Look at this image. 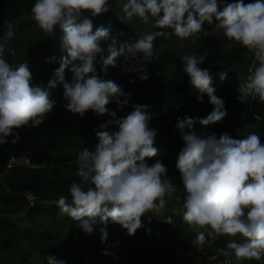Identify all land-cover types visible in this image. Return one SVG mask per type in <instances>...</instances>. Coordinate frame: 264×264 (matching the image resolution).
<instances>
[{
	"label": "clouds",
	"instance_id": "1",
	"mask_svg": "<svg viewBox=\"0 0 264 264\" xmlns=\"http://www.w3.org/2000/svg\"><path fill=\"white\" fill-rule=\"evenodd\" d=\"M31 11L38 27L50 37L55 38L57 29L62 30V51L66 54L47 87L33 86L28 63L13 70L3 58L7 39L15 35L11 23L7 25L5 39L0 42V145L8 142L15 129L43 123L55 107L51 94L58 85L63 86L67 111L81 117L89 111L110 115L112 119L95 132L99 141L95 149L85 147L77 157L80 180L69 186L71 203L64 196L57 201L61 213L86 234H92L98 222L102 224V242L108 239L109 223L134 236L142 227L141 218L165 209V197H171L178 189L165 179L168 169L162 162L152 166L145 163L146 158L158 154L154 147L157 132L149 128L151 116L146 114V106L133 105L131 113L117 118L108 105L115 102L123 108L130 97L114 81L100 78L97 63L107 75L110 67L117 66L118 58H135L140 67L133 66L131 70L146 81L149 77L144 65L155 56L153 42L157 37L198 38L204 24L211 25L215 19L217 31L253 53L259 64L239 84V99L245 102L247 97L258 96L264 101V0L226 3L222 10L220 0H127L123 6L127 18H138L143 24L154 18L155 28L170 29L171 33H143L135 43L119 46L113 39L107 55L101 42L108 38L109 29L101 25L94 30L92 18L110 11L109 0H36ZM227 47L231 48L232 43ZM204 61L196 55H186L183 71L201 93L198 101L203 102L207 95L213 106L206 118H197L208 127L221 122L227 111L224 101L215 95L210 71L198 66ZM69 66L70 83L65 77ZM219 76L224 81L227 72ZM195 122L189 117L178 118L186 146L180 150L176 164L186 192L183 220L197 233L192 243L201 249L206 235L239 236L242 243L232 240L218 252L225 257L234 252L237 260L259 261L264 257V144L254 133L243 139H234L227 133L219 138L212 133H185L184 129H192ZM109 124L118 126L119 131L109 133ZM19 139L16 135L12 143ZM84 184L91 186L85 189ZM47 262L65 264L50 255Z\"/></svg>",
	"mask_w": 264,
	"mask_h": 264
},
{
	"label": "trees",
	"instance_id": "2",
	"mask_svg": "<svg viewBox=\"0 0 264 264\" xmlns=\"http://www.w3.org/2000/svg\"><path fill=\"white\" fill-rule=\"evenodd\" d=\"M240 0H220V8L222 10L226 3H236ZM255 0H243V3H253ZM35 0H0V42L5 39L6 30L2 27L16 18L22 17L20 28L28 24H37L33 18L32 6ZM110 11L100 17H93L94 30L95 27L104 26L109 29V36L101 42L104 50H107L113 39H116L117 45L135 43L143 34L129 28L123 21L120 15V6L117 0H109ZM218 22L213 21V24L208 27L212 30L216 29ZM159 31L156 28L153 32ZM63 32L57 29L55 38L50 37L44 31L41 37L36 41H32L28 45V59L25 63L29 64L30 71L38 77V80L32 82L33 86L47 87L48 80L54 76L55 71L60 66V59L64 53L62 51ZM11 39H7L6 44ZM162 37H157L154 40V46L160 45ZM232 43V47L227 45ZM196 52L204 59V63L198 65L202 69H208L213 77L212 86L216 89L215 95L222 99L223 91L231 84L238 82L240 78H247L249 68L255 61L253 53H250L242 45L235 42H230L225 39L222 42H217L211 36H208L203 43L195 45ZM9 50H4L3 58L8 62L9 66L16 70L22 63L18 61L14 54ZM104 55H107L104 52ZM117 64V63H116ZM258 64V61H257ZM259 66V64H258ZM162 67L168 70V77L164 80L156 76L148 75V79L143 81L139 75H134L122 70L117 64L116 67H110L107 75L102 71V65L96 64L97 74L102 79L112 80L119 85L126 94L134 92L137 99L129 107L117 108L116 105L110 104L108 108L111 112H115L117 118H124L133 109V105L146 106V114L151 115L161 111L164 108L184 106V109L173 118L168 124L165 132L162 133L159 140L154 144L158 149L157 156L146 158L145 163L152 166L157 161L164 165L170 166L176 172H179L176 164L180 150L184 148L185 142L177 144L169 142L168 137L173 130L179 131L175 124L176 118L179 116L182 120L185 117L192 118L196 121L192 129L185 128L184 132L195 131L196 133H212L219 138L223 133L230 130V123L237 119L234 103L225 104L227 111L226 117L215 125L208 127L202 126L197 118H206L212 111L213 106L209 102L207 95H204L203 102L198 101L197 97L201 95L198 89L190 83V77L183 71V61L174 55H166L162 57L158 63L151 68ZM71 66L65 71L66 80H72ZM242 68V69H241ZM227 72V78L221 81L219 73ZM49 78V79H48ZM64 97L62 88L52 90L51 98L61 99ZM257 97V96H255ZM207 99V100H206ZM256 100V99H255ZM256 104L261 106L264 101L257 100ZM192 106V109L186 108ZM110 115L99 116L94 112H87L83 117H72L67 112L58 111L54 115H46L43 123L38 126H25L14 130V135L7 138L6 144L0 145V204L6 207H18L21 211H25L24 219L33 225L22 233V236L12 240L0 242V264H21L23 261L30 258L33 253H36L34 243L51 241L49 238L54 236L42 229L35 221L36 217H56L61 212L57 201L61 196L68 199L71 203L69 186L73 182H79L80 177L78 172V153L63 157H56L48 152L42 151L41 146H52L57 143L81 145L82 149L88 147L95 149L99 143L95 134L100 126L110 121ZM109 133L114 134L119 131L118 126L109 124L106 129ZM259 136L261 143L264 144V122L259 120L257 116L249 114L248 118L242 122L234 139H243L250 134ZM19 135L20 139L13 144L12 140ZM156 140V139H155ZM157 142H160V147L168 149L176 144L178 148L177 155H170L168 152L160 151ZM165 147V148H164ZM161 152V153H159ZM162 154V155H160ZM27 210V211H26ZM186 211V209H185ZM184 211V212H185ZM175 218L173 225L164 222L152 213H147L141 218L145 228V235L151 237L156 242L164 241L163 255L155 256L150 249L136 248L128 252H122V258L118 261H109L106 264H176L173 259L175 253L174 232L183 240V244L193 251L199 259L207 261V259L217 257L220 253L218 249H226L227 243L235 240L237 243H242V237H235L230 240L228 236H217L213 243V249H207V245L213 237H207L203 248L197 249L191 241V237L181 233V224L183 214ZM15 226L8 222L7 219L0 217V234L10 233L15 230ZM12 230V231H11ZM81 241L77 238L64 240L57 243V249L49 253L50 256L61 260L64 255V248L70 247L76 249L81 245ZM233 259L229 264H264V257L261 260H237L234 252H230ZM48 255V256H49ZM43 258L42 264H48L47 257ZM200 260V261H201Z\"/></svg>",
	"mask_w": 264,
	"mask_h": 264
},
{
	"label": "rangeland",
	"instance_id": "3",
	"mask_svg": "<svg viewBox=\"0 0 264 264\" xmlns=\"http://www.w3.org/2000/svg\"><path fill=\"white\" fill-rule=\"evenodd\" d=\"M126 2L127 0H117L118 5L120 6V15L125 24L129 28L141 33L153 32L156 29L154 27V18L150 20L149 24H143L138 18L135 17L132 19L127 18L126 14L123 12V6ZM22 19V17H19L10 22L15 35L11 38L10 42L5 45V49H10V53L14 54V56L17 57L18 61L25 63L28 59L27 49L29 43L39 39L43 30H41L38 25L34 23L20 28ZM8 24L2 27L6 31ZM159 31H166L171 33L170 29H159ZM208 36H211L217 42H222L227 39L221 31L212 30L211 28H209L207 23L204 24L203 31L198 34V38L189 37L182 40L174 35H170L167 39L162 37L160 45L154 46L155 56L152 62L144 65V67H146L148 70V75L156 76L161 80H164L168 77V70L162 67L151 68L152 65L158 63V61L166 55H174L182 61L183 57L186 55H196L198 59H201L202 56L196 52L194 47L195 45H200L201 43H203ZM105 53L107 54V50H105ZM129 59L130 60H126L124 57H120L118 58L116 63L122 70L134 75H140L139 73L131 70L133 66L140 67V65L137 63V60L135 58L131 59V57H129ZM140 59H143V54H140ZM255 67H258L257 61H254L252 63L251 67L249 68V73L254 72ZM33 71L34 70H32V74L35 73ZM36 80H38V77L33 74L32 82ZM245 81L246 78L239 77L237 83L229 85L223 91L222 100L224 101V104L233 102L237 115V119L233 120L230 123V130L228 132V134L232 138L236 136V133H238L239 128L242 125V122L248 118L250 113L254 116H257L259 120L264 122V104L261 106H258L256 104L257 100L259 99L258 96L247 97L245 102H242L239 99V84ZM70 82L71 81H69V83ZM62 87V85H58L56 89ZM128 96L130 97V99L127 106L125 107H129L137 99L134 92H131ZM121 99L123 100L124 98L122 97ZM66 103L67 101L64 99V97H61V99H57L54 109L47 115H54L56 112L62 111L69 113L72 117H80V115H76L67 111L64 107ZM112 104L116 105V107L119 108L115 102H113ZM186 108L192 109V106H186ZM183 109L184 106H172L164 108L161 111L150 115L151 119L149 122V128L154 129L157 132L155 142L159 140L162 133L166 131L168 124L172 122L173 118L177 116ZM178 118L179 120H182V118L179 116L176 118L175 124L177 126ZM201 133L202 132H198L197 134L199 135ZM168 139L169 142L177 143L178 145L184 142L181 132L176 130H173L171 132V135L168 137ZM157 145L158 148H160V151L165 150V152H168L170 155H177L179 152L178 148H176V144H173V146L169 147L168 149H166L165 147V149L160 147V142H157ZM41 148L42 151L48 152L56 157L72 155L78 152L80 153L82 150L81 145L74 146L73 144L67 145L61 143H57L56 145L48 147L42 145ZM165 166L168 169L165 179H170L178 190L171 197H165V209L158 213H154V215L163 218L164 220L171 218L172 221L170 220L169 223L171 222L170 225H173L175 218L181 216V214L185 211L184 202L186 192L184 191L180 172H176L168 165ZM89 186L91 185H82V187H84L85 189H87V187ZM25 215V211H21L18 207H6L0 204V217L7 219V221L12 223L16 228L13 232H10L8 234H0V242L19 238L22 236V233L24 231L33 227L32 224L30 225L28 221L24 219ZM35 221L38 225H40L42 229L50 232L54 237L49 238L51 241L34 243V247H36V251L38 252L33 253L30 258L25 260V262L23 261L21 264H42L43 259L40 257V254L43 256V258H45L49 255V253L56 251L57 243H61L62 241L71 238L79 239L82 244L76 249L66 247L64 248L62 253L58 254L64 255L61 260L64 261L65 264H106L109 261L120 260L123 255L121 254L122 252H128L129 250L136 248L150 249V251L158 257L165 253L163 251V247L166 246L164 241L156 242L151 237H147L145 235V228L142 221V227L137 230L134 236H129L127 231L121 226L109 223L107 229L108 239L106 242L101 241L100 228L102 227V224H100L99 222L95 226V231L92 234H86L75 221L61 212L56 217H36ZM181 233L185 236L189 235L192 238L191 241H193L197 235V233L194 232L186 222L181 224ZM173 237L175 246L173 259L176 264H229L233 259L232 254L229 253L227 257L220 254L219 256L217 255V257H215L214 259L210 258L207 259V261H202L193 251H190L189 248L183 244V240L179 238V236H177L176 232H174ZM216 239L217 236L212 238L211 242H209V245H207L206 248L213 249V243L216 241ZM232 239L234 238L230 237V240ZM182 247H184V250L180 251V248ZM105 252H109L111 254L104 255L103 253ZM0 256H2V252H0Z\"/></svg>",
	"mask_w": 264,
	"mask_h": 264
},
{
	"label": "built area",
	"instance_id": "4",
	"mask_svg": "<svg viewBox=\"0 0 264 264\" xmlns=\"http://www.w3.org/2000/svg\"><path fill=\"white\" fill-rule=\"evenodd\" d=\"M171 220V218H168L167 220H164L165 223L170 224L169 221ZM172 221V220H171ZM184 247L180 248V251H183ZM180 254V253H179ZM181 255V254H180Z\"/></svg>",
	"mask_w": 264,
	"mask_h": 264
},
{
	"label": "crops",
	"instance_id": "5",
	"mask_svg": "<svg viewBox=\"0 0 264 264\" xmlns=\"http://www.w3.org/2000/svg\"><path fill=\"white\" fill-rule=\"evenodd\" d=\"M191 263V262H190ZM183 264H186V263H183Z\"/></svg>",
	"mask_w": 264,
	"mask_h": 264
}]
</instances>
